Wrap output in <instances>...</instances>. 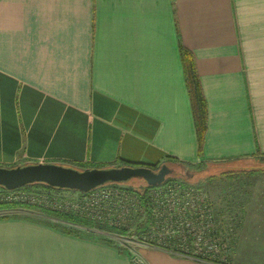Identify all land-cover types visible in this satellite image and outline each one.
Returning <instances> with one entry per match:
<instances>
[{"label":"crops","instance_id":"obj_1","mask_svg":"<svg viewBox=\"0 0 264 264\" xmlns=\"http://www.w3.org/2000/svg\"><path fill=\"white\" fill-rule=\"evenodd\" d=\"M179 46L205 103L201 147ZM169 161L264 173L237 166L264 164V0H0V167ZM224 192L223 263L121 252L18 207L0 209V264H264V183Z\"/></svg>","mask_w":264,"mask_h":264},{"label":"built area","instance_id":"obj_2","mask_svg":"<svg viewBox=\"0 0 264 264\" xmlns=\"http://www.w3.org/2000/svg\"><path fill=\"white\" fill-rule=\"evenodd\" d=\"M62 193L73 196L62 197ZM4 205L79 216L118 232H133L134 243L197 260L225 262V239L212 201L200 186L177 179L166 177L140 194L121 183H106L84 193L27 185L11 190L0 187V206Z\"/></svg>","mask_w":264,"mask_h":264},{"label":"rangeland","instance_id":"obj_3","mask_svg":"<svg viewBox=\"0 0 264 264\" xmlns=\"http://www.w3.org/2000/svg\"><path fill=\"white\" fill-rule=\"evenodd\" d=\"M237 166H240L244 170L264 168V164H256L255 162H244L242 165ZM167 167L172 170L167 178L177 179L184 183L200 186L205 192L208 199L212 201L213 205H215L216 208L221 211H223V204L225 201L224 189L226 187L233 184L249 185L252 183H264V173L242 176H235L232 174V176L230 177H224L220 173L226 172V170H230V167L225 165L215 166L213 167V169L209 168V166L207 165L183 166L178 164H169ZM121 184L129 189L136 191L142 189V187L144 186V181L142 179L132 178ZM61 196L71 198L73 194L62 193ZM28 211H30L28 212V216L33 217L36 220L48 224L58 230L71 232L83 238L97 239L110 243L116 248L120 249L121 252H129L134 247V240L130 238L133 232H118V230L114 229L113 227L104 226L94 221H88L86 219H84L86 226L74 225L62 221L58 217L48 215L45 210L28 208ZM218 215L221 216V212Z\"/></svg>","mask_w":264,"mask_h":264},{"label":"water","instance_id":"obj_4","mask_svg":"<svg viewBox=\"0 0 264 264\" xmlns=\"http://www.w3.org/2000/svg\"><path fill=\"white\" fill-rule=\"evenodd\" d=\"M171 171L164 164L155 170L132 165L78 170L59 164L38 163L11 168L0 167V187L11 190L40 183L50 188L84 193L106 183H123L132 178L142 179L148 186H156Z\"/></svg>","mask_w":264,"mask_h":264},{"label":"trees","instance_id":"obj_5","mask_svg":"<svg viewBox=\"0 0 264 264\" xmlns=\"http://www.w3.org/2000/svg\"><path fill=\"white\" fill-rule=\"evenodd\" d=\"M179 53L182 61L184 62L185 71H186V84L188 87V92L190 95V100L192 103V110L194 115V122L196 126V132L198 135V142L199 146L201 147L203 134L205 131V122H206V109H205V103L203 100V96L200 90L199 82L195 73V69L193 66L192 58L188 51L183 49L181 46H179ZM169 164H176L173 161H169V163H165L164 165L168 166ZM126 166V165H125ZM171 166V165H170ZM91 168V167H90ZM108 168V167H104ZM244 173V172H240ZM224 177H230L232 176V172H221L220 173ZM27 187H33V188H41V189H47V190H53V191H69V190H62V189H56V188H50L44 184L40 183H34L27 185ZM149 186L144 182V186L140 190H136L137 193H143ZM135 191V190H134ZM25 208L28 209L30 207L27 206H16V205H4L0 206V209H12V208ZM45 212L48 215L58 217L60 220L74 224V225H82L86 226L84 218L79 216H70L63 213H57L51 210H45ZM140 229H137L139 231ZM67 234H73L71 232L64 231Z\"/></svg>","mask_w":264,"mask_h":264},{"label":"flooded vegetation","instance_id":"obj_6","mask_svg":"<svg viewBox=\"0 0 264 264\" xmlns=\"http://www.w3.org/2000/svg\"><path fill=\"white\" fill-rule=\"evenodd\" d=\"M152 169H154V168H152ZM157 169V168H156ZM155 170V169H154Z\"/></svg>","mask_w":264,"mask_h":264}]
</instances>
